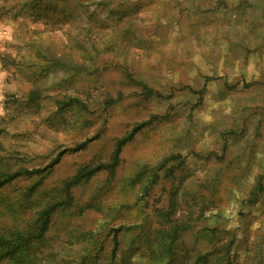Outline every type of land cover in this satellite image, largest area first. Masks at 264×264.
Instances as JSON below:
<instances>
[{"label": "rangeland", "instance_id": "1", "mask_svg": "<svg viewBox=\"0 0 264 264\" xmlns=\"http://www.w3.org/2000/svg\"><path fill=\"white\" fill-rule=\"evenodd\" d=\"M22 171L0 264H264V0H0Z\"/></svg>", "mask_w": 264, "mask_h": 264}, {"label": "trees", "instance_id": "2", "mask_svg": "<svg viewBox=\"0 0 264 264\" xmlns=\"http://www.w3.org/2000/svg\"><path fill=\"white\" fill-rule=\"evenodd\" d=\"M36 2L39 3V0H36ZM39 7V5H37ZM35 8V6H34ZM130 80L131 83H133V80H131V78L129 77L128 78V81ZM143 90H145V92H148L149 90L146 89L145 86H143ZM150 92V91H149ZM76 102V100H74ZM124 143V140H119L117 143H116V146H115V151H114V154H113V157H114V161H116L117 159V156H118V152H119V149L120 147L123 145ZM29 175L30 172H27V171H22V172H16V173H13V174H9V175H4V174H0V188H2L4 185H6L7 183H9L10 181L16 179L17 177L19 176H22V175ZM4 175V176H3ZM2 178V179H1Z\"/></svg>", "mask_w": 264, "mask_h": 264}]
</instances>
